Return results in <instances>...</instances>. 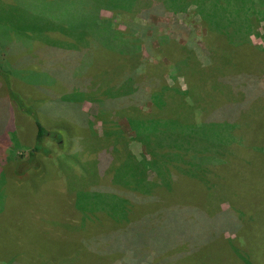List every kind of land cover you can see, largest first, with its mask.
<instances>
[{"label":"trees","instance_id":"trees-1","mask_svg":"<svg viewBox=\"0 0 264 264\" xmlns=\"http://www.w3.org/2000/svg\"><path fill=\"white\" fill-rule=\"evenodd\" d=\"M188 3L203 29L205 52L196 41L176 43L172 35L158 34L150 26L152 15L177 14ZM78 4L81 23L52 16L50 21L56 24L30 31V38L21 30L25 39L10 44L12 51L19 52V64L38 66L49 75L48 85L58 80L66 89L76 88L74 96L81 97L100 91L99 111L123 115L134 139L150 155L140 163L143 175L146 169L155 173L154 182L147 185L152 195L156 193L150 201L164 199L158 210L93 239L90 249L93 243L104 245V252L119 256L112 264H264L255 261L261 258L253 245L264 230V213L253 214L254 207L264 209V48L237 40L246 29L249 37L264 41V35L256 32L264 21V0H79ZM101 10L111 16H101ZM129 15L148 26L122 25L119 20ZM45 30L57 31L74 43L49 44L53 47L33 51L36 57L21 53L32 33L38 32L40 38ZM2 55L0 105L10 114L12 130L13 110L34 121L36 139L29 154L34 160L36 154L48 152L43 143L49 134L34 109L33 94L42 90L50 97L51 93L45 91L48 86L38 88L34 82L23 93L15 81L23 82L27 69L14 65L11 54ZM40 57L44 62L39 64ZM167 75L173 78L171 86ZM155 148L161 153L153 152ZM16 166H6L12 180L17 177ZM168 176L180 177L173 182L165 179ZM261 248L264 255V244Z\"/></svg>","mask_w":264,"mask_h":264},{"label":"rangeland","instance_id":"rangeland-1","mask_svg":"<svg viewBox=\"0 0 264 264\" xmlns=\"http://www.w3.org/2000/svg\"><path fill=\"white\" fill-rule=\"evenodd\" d=\"M78 1L0 0V53L7 57L11 54L14 65L27 69L23 71V82L15 81V86L26 93L34 82L38 88L48 86L45 91L51 93V98L41 94L42 90L33 94L34 109L39 112V119L49 134L43 143L48 152L36 154L34 160L29 155L36 139L34 121L13 110L12 130L10 114L6 106L4 110L0 105V264H112L119 256L104 252V245L93 243L91 249L94 250H91L93 239L121 230L164 204L163 198L156 202L149 198L156 196V191L152 195L150 185L147 186L154 182V171L146 169L144 175L141 172L140 163L143 158L150 159L149 153L134 139L123 115L99 111L100 91H89L81 97L74 96L76 88L66 89L58 80L48 85L52 80L49 75L37 70L38 66L19 64V52L12 51L10 44L25 39L24 30L30 38V31L53 23L52 16L61 15L66 22L81 23L83 17ZM206 3L209 8L210 3ZM192 6V3L184 5L177 14L165 11L152 15L150 26L156 28L158 34L172 35L176 43L196 41L205 52L201 42L203 29L198 17L191 13ZM100 15L107 18L111 13L101 10ZM119 21L122 25V22L147 24L133 15ZM256 32L264 35V21ZM32 34L33 38L27 39L29 44L23 43L30 46L29 50L27 47L21 52L30 57H36L32 53L35 50L53 47L49 44L74 43L57 31H42L40 38H36L38 32ZM241 34L237 40H248L264 48L262 37H249L246 29ZM169 44L171 46L172 41ZM38 60L39 64L44 62L42 57ZM36 70L39 73L34 74ZM166 78L168 84L173 85V78L170 75ZM178 82L184 90L182 79ZM78 112L85 115L86 121ZM52 133L54 138L50 137ZM153 152L161 153V148ZM8 164L17 165L15 180L6 173ZM178 177L165 179L175 182ZM178 181L182 183L183 178ZM260 212L264 213V209L253 208L254 215ZM258 235L253 244L260 254L256 257L261 258L255 260L257 263L264 260L260 253L264 230Z\"/></svg>","mask_w":264,"mask_h":264}]
</instances>
